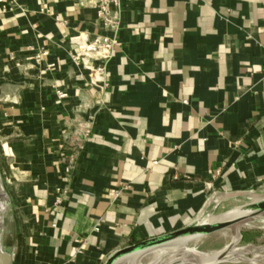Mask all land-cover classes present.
<instances>
[{
  "label": "crops",
  "instance_id": "1",
  "mask_svg": "<svg viewBox=\"0 0 264 264\" xmlns=\"http://www.w3.org/2000/svg\"><path fill=\"white\" fill-rule=\"evenodd\" d=\"M81 34L120 40L102 72ZM0 175L13 264H105L264 189V0H121L117 31L94 0L0 2Z\"/></svg>",
  "mask_w": 264,
  "mask_h": 264
},
{
  "label": "rangeland",
  "instance_id": "2",
  "mask_svg": "<svg viewBox=\"0 0 264 264\" xmlns=\"http://www.w3.org/2000/svg\"><path fill=\"white\" fill-rule=\"evenodd\" d=\"M218 197L222 199L216 202ZM261 198H264V189L252 193L216 195L212 197L210 204L201 214L199 221L202 222L207 218L220 217L240 208L247 209L248 205ZM253 216H259L260 218L241 228L239 241L235 244L230 254L218 264H264V211ZM229 228L226 227L213 233L205 234L199 240L192 241L188 245L207 254L216 253L233 240V237L228 235ZM0 231L2 232V230ZM4 234L5 231H3ZM10 237L8 239L9 244L15 240L12 239L13 234ZM10 247L11 245H8L5 251L9 252ZM176 257H178V253L172 250L157 249L143 254L139 258L140 260H137L139 262L135 261L132 263L126 261V263L124 261L120 264H168L176 259ZM194 260L192 264H198V258ZM189 262L186 264H191Z\"/></svg>",
  "mask_w": 264,
  "mask_h": 264
},
{
  "label": "water",
  "instance_id": "3",
  "mask_svg": "<svg viewBox=\"0 0 264 264\" xmlns=\"http://www.w3.org/2000/svg\"><path fill=\"white\" fill-rule=\"evenodd\" d=\"M247 193H252V192H247ZM2 195H3V186H2V179L0 175V218L2 215V207H3V202L1 200ZM211 200L212 198L210 199L208 205L210 204ZM247 209L251 210L253 215L263 212L264 211V198L254 201L253 203L248 205ZM200 216L196 219L195 222H193L191 225L187 227H184L182 229H178V230H175L169 233H165L160 236L151 237V238L142 240L135 244L128 245L126 247H123L115 251L113 254L109 256L105 264H119L120 260H122L123 258H125L126 256L132 253L139 252V251H149L154 248L165 246L169 244L170 242H172L173 240L179 237H182V236H188V235H193V234L205 235V234L213 233L215 231L229 227L242 219V217H240V218H236L232 220L216 221L212 223H202L199 221ZM239 238L233 239L223 249H221L220 251L216 253H213L215 254L214 257L212 259L204 261V263L202 264H218L221 261H223L230 254L235 244L239 241ZM198 252L204 253L199 250ZM0 264H13V256L9 252L5 251L1 246H0ZM168 264H186V262H183L179 259H174Z\"/></svg>",
  "mask_w": 264,
  "mask_h": 264
},
{
  "label": "built area",
  "instance_id": "4",
  "mask_svg": "<svg viewBox=\"0 0 264 264\" xmlns=\"http://www.w3.org/2000/svg\"><path fill=\"white\" fill-rule=\"evenodd\" d=\"M10 0H0L7 2ZM97 15L101 19L103 27L117 31L120 27V9L121 0H94ZM74 42L79 45V53L75 55L76 62H82L87 69H94L93 63L100 61L99 67H95L102 72L104 63L112 56L114 50L120 46V40L117 36L95 35L89 37L81 34L74 38ZM46 52L39 53L37 60H40ZM61 98L65 97V91H58ZM60 201V197L58 198ZM11 254V253H10Z\"/></svg>",
  "mask_w": 264,
  "mask_h": 264
},
{
  "label": "bare ground",
  "instance_id": "5",
  "mask_svg": "<svg viewBox=\"0 0 264 264\" xmlns=\"http://www.w3.org/2000/svg\"><path fill=\"white\" fill-rule=\"evenodd\" d=\"M5 198L6 197L4 195H2V199H1L3 202L2 215H3V210L5 209V207L7 205V201H8V200H5ZM218 201L219 200L216 199V202H218ZM240 217H242V219L239 220L238 222L234 223L233 225L229 226L230 228L228 231L229 236L233 237V239H238L240 236V233H241V228L243 226L249 225L250 222L260 218L259 216H253L251 210H248L245 208H240V209L234 210V211L229 212V213H227L223 216H220V217L207 218V219L203 220L202 223H212V222H216V221L232 220V219H236V218H240ZM201 236H203V235L193 234V235H188V236H182V237H179V238L173 240L172 242H170L169 244H167L165 246L154 248V249H151L149 251H139V252L132 253V254L126 256L125 258H123L122 260H120L119 264L124 262V261L125 262L130 261V262L134 263L143 254L148 253V252L153 251V250H157V249L172 250V251L178 253V257H176V259H179V260L186 262V263H188L190 261L189 263L192 264V262L195 261L194 259L198 258V264H202V263H204V261L212 259L215 254L200 253V252H198V250L195 247H190L188 245L192 241L199 240L201 238ZM0 246L3 248L1 243H0ZM137 262H139V261H137Z\"/></svg>",
  "mask_w": 264,
  "mask_h": 264
}]
</instances>
